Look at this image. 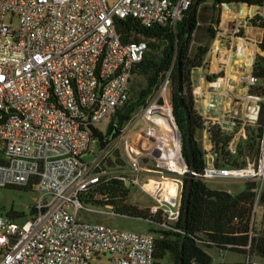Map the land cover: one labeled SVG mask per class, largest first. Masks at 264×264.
<instances>
[{
    "label": "built area",
    "instance_id": "1",
    "mask_svg": "<svg viewBox=\"0 0 264 264\" xmlns=\"http://www.w3.org/2000/svg\"><path fill=\"white\" fill-rule=\"evenodd\" d=\"M191 2L0 0V187L33 182L38 192L33 212L26 219L17 221L0 215V264H91L104 255L109 256L110 264H153V232L83 222L77 212L92 210L83 203L112 209L111 193L103 190V185L109 181L115 184L113 180L119 179V184L137 186L152 200L148 214L136 219L148 224L157 221L167 228L178 218L182 180L171 178L177 186L171 199L160 188H146L150 181H161L153 173H165L163 178H167V171L183 172L181 136L173 117L179 146L169 140L166 148L178 152V168L158 166L160 155L153 148L154 138L143 130L146 124L151 126L145 114L142 120L130 118L131 122L115 136L114 131L108 135L107 128L110 118L128 100L135 66L147 50L145 40L123 41L114 20L130 17L144 27L170 25L175 30ZM221 9L230 14L229 31L223 29L216 34L219 38L196 69L201 73L194 91L202 105V113L198 114L202 120L207 115L212 106L208 93L217 81L215 73L203 71V64L208 58L229 63L226 54H230L238 77L235 81L229 74L228 80L232 88L243 82L249 99H236L240 104L236 109H224L223 117L230 116L232 121L222 122L234 125L242 120L254 125L264 107V94L249 90L261 83L252 68L257 55L264 56V51L259 47L263 29L251 25L250 19H264V1L254 6L223 4ZM163 82L172 91V85L168 87L169 73ZM105 119L107 128L101 132L96 124ZM153 130L163 131L158 126ZM202 137L210 152L203 149L206 165L200 173L192 171L193 176L207 184L262 176V145L257 165L217 167L210 138ZM117 139L123 141L126 169H121L122 165L106 166V161L113 158ZM143 158L153 162L143 164ZM259 189L250 214L249 237L257 236L253 227L258 225V230L261 224ZM243 248L247 251L245 264H263L249 253V245Z\"/></svg>",
    "mask_w": 264,
    "mask_h": 264
},
{
    "label": "trees",
    "instance_id": "2",
    "mask_svg": "<svg viewBox=\"0 0 264 264\" xmlns=\"http://www.w3.org/2000/svg\"><path fill=\"white\" fill-rule=\"evenodd\" d=\"M211 1L212 9L218 10L223 4H246L248 6L262 5L264 0H199L193 15L190 36L183 49L181 60L182 71V100L187 107L190 117V151L185 140L186 115L183 106L179 102V92L177 86L178 71L177 57L179 45L183 36L188 7L183 17L176 23L175 30L170 25H155L144 27L137 20L126 17L115 19L114 25L117 33L125 42L130 40H145L147 50L142 60L135 66L133 77L139 76L144 79V86H140L136 93H129V98L116 113L110 118L107 128L108 135L113 131L114 136L119 133L120 128L133 115L135 109L147 104V98L153 90L160 86L165 76L169 73V80L172 82V114L181 136V154L188 170L196 173L203 171L205 167L204 151L195 140V131L203 126L200 115L192 105L190 71L201 66L203 58L208 51V45L198 46L191 58L188 57V45L192 38V33L197 27V15L199 6ZM214 22L219 24V14L216 13ZM253 26L263 29L262 40L259 47L264 51V19L257 16L250 19ZM210 40L214 38L215 30L207 27ZM253 75L261 79V83L252 87L249 92L252 94H264V57L257 55L253 64ZM131 94V95H130ZM116 122V127L113 123ZM174 123V122H173ZM245 139L237 143L235 152H230L225 147L230 139L219 127L211 130L210 141L214 152L219 148L214 158V165L225 168H242L245 166V155L249 152H256L259 148H264V107H261L258 120L248 129ZM246 152V153H245ZM257 162V161H256ZM124 163L123 157L115 151L113 158L106 161L107 167L121 166ZM189 180V172L183 178L181 205L179 216L167 228L154 224L161 230L156 231L153 264H160L167 255H170L173 264H212V258L205 248L214 246L220 249L247 254L243 247L249 245V253L264 261V180L259 183L251 181L246 183L244 189L231 194L225 190L210 188L207 183L196 176L191 177L187 199L186 215L183 219V203L186 184ZM19 190H33L34 183L29 182L25 186H12ZM260 188V189H259ZM259 189L258 202L262 205V219L260 228L253 230L257 236L249 237L250 214ZM105 191H115L121 195L125 187L121 184H111L110 181L103 185ZM120 192H119V191ZM114 197V196H112ZM30 208V214L33 212ZM117 214L129 217L144 216L145 211H138L134 206H122ZM12 219L22 217L21 212H10ZM148 231L155 232V230ZM155 235V233H154ZM223 264H245L244 262L223 263Z\"/></svg>",
    "mask_w": 264,
    "mask_h": 264
},
{
    "label": "rangeland",
    "instance_id": "3",
    "mask_svg": "<svg viewBox=\"0 0 264 264\" xmlns=\"http://www.w3.org/2000/svg\"><path fill=\"white\" fill-rule=\"evenodd\" d=\"M221 7L218 8L216 11L215 9H212V3L211 1H206L202 3L199 6L198 15H197V24L194 32L192 33V38L190 40V43L188 45V57L191 58L194 52L196 51V48L198 46H205L208 45V47L212 46L213 41H215L216 38H219L216 34L223 29H227L229 31V28L227 27V16L228 11L221 12ZM216 13L219 14L220 22L219 24H216L214 22ZM223 22V23H222ZM212 27L213 30H215L214 38L210 40L209 33L207 31V27ZM254 32V30H252ZM217 36V37H216ZM223 44H227V42H224L223 40L219 39ZM229 56L230 60L229 63H226L223 59H211L208 58L205 63L202 66V69L204 72H213L217 75V81L214 83V88L211 90V93H208V101L211 102L212 106H210L207 110V115L203 117L202 120L203 126L201 128L196 129L195 131V140L196 142L201 146L202 150L209 151V147L207 143H202V136L205 135L206 137L210 138L211 136V130L213 127H221V131L227 136L230 137L227 146L225 147L230 152H235L237 143L241 142L243 139H245L246 134L249 133L247 131L248 129L252 128L253 124H249L247 122H243L242 120H236L234 125H230V123L222 122L223 119L225 121H232V119L229 117H223L224 109H236L238 105L237 100L245 101L246 95L244 94L245 84L241 81L237 82L236 88H232V85L230 84L229 74L233 76H237L236 66L233 65V59L234 56L227 55L226 58ZM264 57V56H263ZM232 60V61H231ZM228 64V65H227ZM239 72H241V68L238 69ZM190 82L193 83L190 85L191 88V96H192V105L195 111L198 113H202V105L200 103V99L198 95L196 94L195 88L196 84L198 82V78L201 75L200 71L196 69H191L190 71ZM214 79L212 77L211 79ZM234 78V77H233ZM170 81V80H169ZM236 81V79H235ZM144 86V79L139 76H134L131 81L130 86V93L133 94L137 92L139 87ZM219 86V87H218ZM247 90V89H246ZM159 91H165L167 92V98L166 100H162V103H156V99L159 98ZM215 91L216 94H212V92ZM130 94V95H131ZM237 99V100H236ZM168 107L170 122L167 126L164 125V123L161 121V114H163L162 110ZM145 114V118L148 120L149 125L151 124L152 127L158 126L161 130V133H156L155 130L152 131V127L148 126L147 124L143 127V130L148 134L150 133V136L154 138L152 140V144L154 145L155 151L158 152V155L160 151L163 150H169L170 147L166 148V141H171L174 146H179L178 139H177V132L175 134H171L168 131V128L170 125L174 124L172 117V92L171 89L169 90L166 88V84L161 83L160 86L155 88L151 95L147 98V104L145 106H140L137 109H135L133 115L131 116V120L139 118V120H142V115ZM172 114V115H171ZM174 119V117H173ZM218 119V120H217ZM130 121H127L125 124H123L120 128L119 133L123 129H125L126 125L129 124ZM145 120H143L141 123H144ZM175 122V121H174ZM108 120H102L101 122L96 124V127L101 131L105 132L107 128ZM137 127L134 129V131L138 130ZM223 127V128H222ZM149 128V129H148ZM205 129V132H204ZM149 131V132H148ZM204 132V134H203ZM166 136V140L164 138ZM172 149V148H171ZM203 150V151H204ZM115 151L118 152L119 156L124 157L123 153V141H119L118 139L115 141L114 147H113V155ZM204 151V153H205ZM217 152H219V148H216ZM213 152V159L216 156V153L214 150ZM246 153V152H245ZM166 154H172L174 157V154L172 151L170 153L168 151H164L160 154V157H157L158 166L161 168H165L170 166L167 161L163 160L164 155ZM260 148L256 152H249V154L245 155V164H254L257 165L256 161H259L260 158ZM171 159L168 160H172ZM143 164L152 163L149 159L143 158L142 160ZM177 165L181 164L180 158L176 161V163H173L172 167L178 168ZM125 162L120 167L121 169H126ZM155 165V164H154ZM152 167V165H151ZM154 168V167H152ZM155 170H158L157 168H154ZM187 165L183 159V172L180 171V173H177L176 171L168 172L169 178L177 179V180H183V178L186 175L187 172ZM165 175V173H164ZM162 174L160 173H153V176L163 181L165 178H163ZM165 177V176H164ZM263 177V178H262ZM163 178V180H162ZM253 179H246V178H238V179H219L217 181H208V186L212 189H218V190H225L231 194H235L242 189H244L246 183L255 181L261 183V181L264 180V172L262 176H259L257 178ZM121 187L124 188L123 185ZM125 191L121 192V195L119 193L114 194L117 192L115 190L114 192L111 191V197L110 203L112 204V209H108L104 207L103 205H94L89 203H83V205L87 208H90L92 210H79L77 212V218L82 220L83 222L87 223H93V224H103L108 225L116 228H120L123 230H130V231H146L148 229L155 230V236H158V233L156 231L161 230V228H158L155 225L148 224L146 222H142L134 217H129L121 214H117L119 208L122 206H134L138 211H145L143 215L148 214V206L152 203V200L146 196L144 193H142L137 186L128 185V187H125ZM119 191V190H118ZM120 192V191H119ZM38 197V192L36 188L34 187L33 190H19L15 189L13 187L5 186L0 187V215L3 216H9L10 212H21L23 214L22 217L15 218L14 220L20 221L23 219H26L30 215V208L34 206L35 201ZM11 217V216H9ZM254 230L258 228V225H254ZM207 253L212 258V264H223V263H235V262H245L246 261V254H243L242 252L238 251H232L229 249H220L216 248L214 246H210L205 248ZM259 259V258H258ZM263 264L264 261L259 259ZM91 264H110L109 263V256L104 255L101 256L98 259L92 260L90 262ZM160 264H173V260L170 255H167L162 261H160Z\"/></svg>",
    "mask_w": 264,
    "mask_h": 264
},
{
    "label": "water",
    "instance_id": "4",
    "mask_svg": "<svg viewBox=\"0 0 264 264\" xmlns=\"http://www.w3.org/2000/svg\"><path fill=\"white\" fill-rule=\"evenodd\" d=\"M199 0H192V4L191 7L187 13V18H186V23H185V27H184V32H183V36L179 45V50H178V57H177V71H178V79H177V86H178V92H179V102L181 103V105L184 108L185 111V115H186V126H185V140H186V144H187V148L190 151L191 147H190V117H189V111L187 109V107L183 104V100H182V94H183V89H182V71H181V60H182V54H183V49L187 43L188 37L190 36V31H191V25L193 22V15L195 13L196 10V6L198 4ZM172 82H170L168 84V87H171ZM156 103H162V100L160 98L156 99ZM192 177V169L189 170V180L186 184V192L184 195V203H183V219L185 218L186 215V209H187V199H188V188H189V184H190V179ZM120 182L119 179H114L113 183H118Z\"/></svg>",
    "mask_w": 264,
    "mask_h": 264
},
{
    "label": "bare ground",
    "instance_id": "5",
    "mask_svg": "<svg viewBox=\"0 0 264 264\" xmlns=\"http://www.w3.org/2000/svg\"><path fill=\"white\" fill-rule=\"evenodd\" d=\"M237 78V77H236ZM167 88V86H166ZM168 89V88H167ZM159 98L162 99V100H166L167 98V92L165 91H159ZM249 99L247 96H246V100ZM168 107H166L165 109L162 110L163 114L159 115L161 116V121L164 123L165 126L168 125V123L170 122V117H169V112H168ZM149 129V128H148ZM176 127L174 124L170 125L169 128H168V131L169 133L171 134H175L176 133ZM164 151H168L170 153V151L173 152L174 154V157L173 155L171 154H166L164 155V159L165 161L168 162V164L170 166L173 165V163H176L177 160H179V155H178V152L176 154V151H174V149L170 148L169 150H163L162 152ZM160 151L159 155L162 153ZM173 157L172 160H168V159H171ZM146 188H160L163 190V194L164 196L167 198V199H171L173 198V196L175 195L176 193V182L171 179V178H165L163 181H160V182H155V181H150L147 185H146Z\"/></svg>",
    "mask_w": 264,
    "mask_h": 264
},
{
    "label": "crops",
    "instance_id": "6",
    "mask_svg": "<svg viewBox=\"0 0 264 264\" xmlns=\"http://www.w3.org/2000/svg\"><path fill=\"white\" fill-rule=\"evenodd\" d=\"M225 11H226V10H225ZM228 13H229V12H228ZM229 17H230V14H228L227 19H228ZM227 19H226V20H227ZM222 23H223V22H222ZM233 77H234V79H235V78L238 77V76L235 75V76H233Z\"/></svg>",
    "mask_w": 264,
    "mask_h": 264
}]
</instances>
